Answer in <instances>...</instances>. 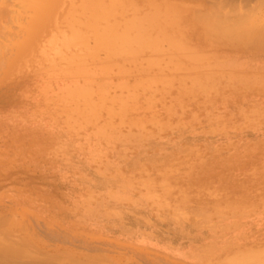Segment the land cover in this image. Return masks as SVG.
<instances>
[{"label": "rangeland", "instance_id": "1", "mask_svg": "<svg viewBox=\"0 0 264 264\" xmlns=\"http://www.w3.org/2000/svg\"><path fill=\"white\" fill-rule=\"evenodd\" d=\"M0 1V242L20 264H264V41L219 34L264 0H56L36 35Z\"/></svg>", "mask_w": 264, "mask_h": 264}, {"label": "bare ground", "instance_id": "2", "mask_svg": "<svg viewBox=\"0 0 264 264\" xmlns=\"http://www.w3.org/2000/svg\"><path fill=\"white\" fill-rule=\"evenodd\" d=\"M3 1H5V0H3ZM7 1V0H6ZM12 1V0H11ZM58 1V0H57ZM56 0H18V6L20 7V8H22L23 10H32L33 12H34V16H32L31 17V20H30V22H29V24H30V26L26 29V33H29L30 35H36V34H39L38 32H40V31H44V30H46V28H48V24H50L51 22L50 21H48L47 19H49V20H52V14L53 13H55V8L56 7H53L54 6V4L55 5H57V2ZM82 1H85V0H82ZM105 1H107V0H105ZM111 1H114V0H111ZM235 1V0H234ZM242 1V0H241ZM240 1V2H241ZM243 1H245L246 2V0H243ZM263 1V0H262ZM1 2V1H0ZM7 2H9V0L7 1ZM7 2L5 3V5H7V7L6 8H8L9 6H8V4H7ZM14 2V1H13ZM59 2H61V0L59 1ZM119 2H121V0L120 1H116V4L115 5H117V6H119V4H120V7H123V3H119ZM247 2H248V0H247ZM4 3V2H3ZM262 3V2H261ZM13 4V3H12ZM12 4H10V5H12ZM17 4V3H16ZM262 4H264V3H262ZM14 5V4H13ZM98 5H100L99 3L96 5V7L98 6ZM114 5V6H115ZM224 5V4H223ZM17 6V5H16ZM17 6V7H18ZM59 6H61L60 4H59ZM262 6H264V5H262ZM4 7V6H3ZM4 7V8H5ZM10 7H12V6H10ZM14 7H15V5H14ZM14 7H12L11 9L10 8H8V10H12V12H10V16L13 18V17H21L20 15H21V10L19 11L18 9H16V10H13L14 9ZM96 7H94V9L93 10H89V11H87L88 13H91V14H94L93 15V17L96 15V11H98V9L96 8ZM101 7V6H100ZM116 7V6H115ZM221 7H223V6H221ZM242 7V6H241ZM4 8H3V11H6V10H4ZM19 8V9H20ZM96 8V9H95ZM112 8H114L113 6H112ZM112 8H109V10H113ZM108 10V8H106V13L107 14H105V11L100 15L101 17H103V18H100V16H99V18L100 19H103V20H100L99 18L97 19V17H98V13H97V17H96V20H100L101 22L103 21V23H104V20H105V23L107 24V22H106V20L108 21V16L111 14L110 12H107V11H109ZM13 11H16V15L15 16H13ZM19 11V12H18ZM27 11V12H28ZM53 11V12H52ZM1 12H2V8H1ZM31 11H29V13H30ZM119 12V11H118ZM117 12V13H118ZM242 11H240V13H241ZM8 13H9V11L7 12V14L5 13V12H3V14L4 15H8ZM12 13V14H11ZM250 13V12H249ZM251 13H252V15H253V12L251 11ZM250 13V14H251ZM91 14H89V15H91ZM106 15V16H105ZM240 15V14H239ZM1 16V15H0ZM3 16V15H2ZM10 16H8V18H11ZM49 16V17H48ZM92 16V15H91ZM90 16V17H91ZM106 18H105V17ZM5 17V16H4ZM7 17V16H6ZM51 17V18H50ZM93 17H91V18H93ZM247 16H245L244 14H242L241 16H239L238 17V19L236 20V24L234 23V25H228V26H230V27H226L225 29L224 28H222L221 30V33H219V34H221V35H227L228 37L229 36H231L230 35V33H234L235 35L237 34L239 37L241 36V35H243L244 36V38L243 39H247L248 40V42H251V41H255V42H258L259 40L260 41H264V18H262V17H264V16H260V21L258 22V24L255 26V27H251V26H247V25H244V22L245 21H247V20H245V19H249L250 20V18L252 17H249V18H246ZM95 19V18H94ZM92 20V19H91ZM0 21H1V19H0ZM94 21V20H93ZM50 22V23H49ZM92 22V21H91ZM101 22H100V26L101 25H103V23L101 24ZM105 24V25H106ZM99 26V25H98ZM232 26V27H231ZM237 26V27H236ZM104 27V26H103ZM3 29V28H2ZM2 29H0V30H2ZM240 30H241V32H240ZM77 43H80V42H77ZM75 44H76V41H75ZM25 47H26V45H25ZM60 51V50H59ZM61 52V51H60ZM71 58L72 59H70L69 61H67L66 63H69V64H76V63H82V62H84L85 60H84V57H82V56H79L78 54L76 55L75 54V57L74 56H71ZM50 62H53V61H50ZM40 240V239H39ZM13 245V246H12ZM43 246V245H42ZM22 245L21 244H17L16 242H9V241H5V240H3V241H1L0 242V264H20L19 262H20V260L24 257H26L27 255H28V253L24 250V249H22ZM49 250V249H48ZM47 250V251H48ZM56 251H58V250H56ZM49 252V251H48ZM59 252V251H58ZM51 253H52V251H51ZM45 255H49L48 253L47 254H45ZM56 254H54V256H55ZM70 255H72V254H68V256L66 255V256H63V257H65V258H67L68 260H70L71 262H72V260H73V263L74 264H76V262H78V261H80L79 259L80 258H77V256L76 255H74V256H76V258L75 257H73V256H70ZM71 258H73V259H71ZM84 256V255H83ZM82 256V257H83ZM30 257H32V256H30ZM45 257V259L44 258H42V259H38L37 257H33L32 259L34 260V262H33V264H56L55 262H56V260H57V256H55L54 258H55V261H52V259H53V255L52 254H50L49 256H44ZM62 257V258H63ZM78 257H79V255H78ZM84 257H86V259H87V257H89V256H84ZM23 258V259H24ZM27 258V257H26ZM59 258V257H58ZM65 258H63V259H65ZM70 258V259H69ZM60 259L61 258H59L58 259V261H60ZM85 259V258H84ZM89 259H90V257H89ZM89 259H87V260H89ZM91 259H93V258H91ZM95 259V258H94ZM101 260H103L102 258H100ZM100 259H98V261H100ZM83 260V259H82ZM81 260V261H82ZM96 260V259H95ZM90 261V260H89ZM97 260H96V262H98ZM108 261V260H107ZM54 262V263H53ZM101 263L100 264H108V262L107 263H103V261H100ZM82 264H87L86 263V260L83 262H81ZM99 263V262H98ZM97 263V264H98ZM66 264V263H65ZM109 264H111V262H109Z\"/></svg>", "mask_w": 264, "mask_h": 264}]
</instances>
